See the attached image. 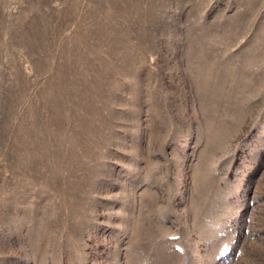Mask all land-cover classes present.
Here are the masks:
<instances>
[{"label": "rangeland", "instance_id": "1", "mask_svg": "<svg viewBox=\"0 0 264 264\" xmlns=\"http://www.w3.org/2000/svg\"><path fill=\"white\" fill-rule=\"evenodd\" d=\"M0 264H264V0H0Z\"/></svg>", "mask_w": 264, "mask_h": 264}]
</instances>
